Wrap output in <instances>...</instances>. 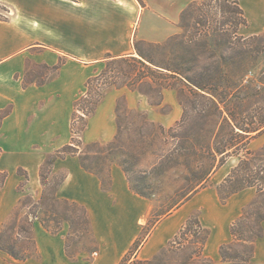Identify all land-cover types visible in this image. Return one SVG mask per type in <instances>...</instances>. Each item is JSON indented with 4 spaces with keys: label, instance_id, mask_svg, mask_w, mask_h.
<instances>
[{
    "label": "crops",
    "instance_id": "0c3cea01",
    "mask_svg": "<svg viewBox=\"0 0 264 264\" xmlns=\"http://www.w3.org/2000/svg\"><path fill=\"white\" fill-rule=\"evenodd\" d=\"M193 1L198 0H142L143 4L138 0H0L12 15L8 21H0V111L10 104L13 107L0 124V145L10 146L3 151L0 148V170L10 177L24 169L29 179L41 186L40 171L46 156L71 143L74 95L62 91L61 96H55L60 99L61 111L50 108L54 112L46 115L43 124L22 102L23 96L33 92L32 86H23L20 77L29 55L48 65L58 64L67 55L90 65L104 63L108 56H130L135 53V41L163 44L178 36L181 14ZM238 1L252 33L263 32L264 0ZM67 66L65 63L62 70ZM95 75L93 69L89 77ZM52 86L44 87L50 92ZM132 94L124 89L106 92L81 135L85 145H107L115 140L118 100L126 96L129 104L135 105ZM163 95L162 106H151L145 101L135 106L151 123L171 127L182 119L183 105L177 89L165 90ZM166 106L170 111L165 114L162 109ZM21 113L22 127L16 124ZM7 134H11L9 143L5 140ZM256 142L264 147V133L250 145ZM233 168L222 166L210 177L209 187L196 192L185 206L161 220L141 248L139 258L148 260L157 255L185 224L190 210L197 208L203 225L211 233L205 255L213 264H232L221 259L219 249L232 242V223L257 195L254 188H246L226 203L221 202L216 187ZM54 171L67 175L57 192L58 198L78 203L88 211L93 235L101 246L97 264H119L143 231L151 212L150 201L133 191L127 173L117 163L108 164L106 173L97 175L84 170L78 156H68L55 163ZM65 233L52 234L35 222L33 235L39 258L24 262L6 258L15 264H69ZM0 264L9 263L0 258ZM251 264H264V237L256 242Z\"/></svg>",
    "mask_w": 264,
    "mask_h": 264
},
{
    "label": "rangeland",
    "instance_id": "374dc122",
    "mask_svg": "<svg viewBox=\"0 0 264 264\" xmlns=\"http://www.w3.org/2000/svg\"><path fill=\"white\" fill-rule=\"evenodd\" d=\"M138 1L143 4L142 0ZM215 3L213 2L214 5ZM190 14L186 16L185 21L179 22L181 33L174 36L178 37L174 48L171 49L169 46L150 48L143 44L146 42L135 41V53L130 56L140 59L136 50L138 46L142 53L156 65L164 68L176 67L184 75L198 78L199 73L207 71L218 80L220 73L228 74L234 80V84L230 88L223 84L218 92H214L222 102V111H218L208 99L201 98L192 92L181 78L169 79L175 83V89L179 91L184 111L183 117L171 127L153 124L148 116L139 111L135 105L137 102L145 101L151 106H157L152 104L157 101L156 84L147 81V84L139 86L138 90L123 87L126 82L133 83L131 82L133 78L131 76L127 78L126 73L132 72L134 77L136 72L130 66H123L122 71L118 70L116 66H109L104 80L113 82L122 88L108 89L106 92L121 89L130 91L133 93L135 105L129 104L126 96H121L118 100L120 113L116 112V117L120 131L117 135L118 138L116 136L117 141L114 140L115 143L110 148L113 152H108L109 144L103 145L104 148L83 145L81 150L83 153L89 154L86 164L99 174L106 173L108 164H119L127 173L133 191L148 197L151 212L144 222L145 234L157 222L173 215L185 206L186 199L195 190L209 187L210 177L222 166L226 169L236 168L241 160L250 157L242 145L238 150H231L224 164L219 166L222 155L215 152L216 148H223L231 142H240V139L232 132L228 111L237 115L247 111H256V115L264 113V31L254 34L250 27H240L236 35L239 38H234V20L229 22L230 15L224 11L220 12L219 7L212 10L203 6L200 10H196L194 15H197L196 19L200 21V25ZM11 17L10 10L0 3V21H8ZM207 20H209L208 23ZM253 35H258L259 38H250ZM240 37L245 38L246 41L240 40L242 39ZM35 52L40 53V51ZM84 62L82 59L67 55L58 64L48 65L36 62L29 55L25 70L20 77L23 86H32L33 92L21 99L30 107V112L37 117L39 123H44L43 120L46 119L48 113L61 111L60 99L55 96H61L62 91H65L64 94L68 96L74 95L72 98L75 110V102L86 94L85 84L90 78V74L93 73V69L96 71V75L106 69L105 60L104 63L100 61L91 65ZM65 63L68 66L63 71ZM189 68L192 72H188ZM106 81L100 78V81L93 84L92 97L84 98L77 103L79 111L76 116L81 117L84 115L83 109L87 111L92 108L91 103L97 99L95 89ZM133 81L137 84L135 79ZM47 85H53L50 92L45 90L44 86ZM105 88L106 86L103 85L102 90ZM147 94L154 95V99L148 98ZM199 94L203 93L199 92ZM206 96L211 97L210 94H206ZM162 105L163 101L159 106ZM5 109L4 112L11 113L13 107L10 104ZM169 111L168 106L162 109L165 114ZM136 115L138 117L134 118ZM23 116L24 114H19L16 121V124L21 127L23 126ZM27 116L29 117V114ZM144 117L147 122H144ZM148 122L150 124L145 125ZM76 123L79 122L76 121ZM12 125L15 126V122ZM10 135L7 134L5 139L8 143L11 141ZM258 145L259 143L256 142L249 144L247 148L250 152H256L261 149V146ZM5 147L10 146L0 145L2 151ZM99 152H105V155ZM49 154H54V152ZM258 163L252 162L251 167L240 169L234 180L226 185V190L237 185V181L247 173L258 175L261 170V164ZM55 183V179H51L47 186L43 187L34 180L27 181L17 172V174L8 177L5 187L0 192V231L2 228L4 229L5 245H13L15 253L21 257L30 256V259L34 260L39 258L34 235L24 232L22 227L26 225V215L30 212L43 218L44 207L42 205L29 207L30 202L26 201L21 204L19 200L26 196H33L38 201L43 194L51 195L49 189H53ZM20 184L25 185L22 192L19 191ZM257 184L263 185L264 188V180L259 177ZM254 189L256 190L257 187ZM37 193L39 194L37 195ZM256 194H258L257 191ZM188 209H191V206ZM194 212L200 214L201 211L192 208L189 215ZM8 221L9 223L4 226ZM11 223H13L12 227H9ZM49 224L52 228L59 229V232H66L65 252L69 264L98 263L101 246L95 237L94 240L88 236L79 237V234H76V229L70 227L63 220L59 223L51 222ZM27 237H32L34 240L27 239ZM8 256L7 253L0 250V258L3 262L15 264L12 259L6 258Z\"/></svg>",
    "mask_w": 264,
    "mask_h": 264
},
{
    "label": "trees",
    "instance_id": "16d2710c",
    "mask_svg": "<svg viewBox=\"0 0 264 264\" xmlns=\"http://www.w3.org/2000/svg\"><path fill=\"white\" fill-rule=\"evenodd\" d=\"M213 2H216L215 5L213 4ZM203 6H205L206 8L208 7L212 10L219 7L220 12L224 11L225 13H228L230 15L229 22L234 20L235 25L234 38H239L236 37V35L240 27H248L249 25L245 16V12L238 0L193 1L181 14L180 21H185L186 16L191 13L190 15H192V17L196 20V23L200 25V21L196 19L197 15L194 14L196 13V10H200ZM208 22L209 20H207V23ZM250 38L255 39L259 38V36L253 35ZM177 40L178 37H173L169 40V42L163 45L150 43L143 44L150 48H165L169 46L172 49L174 48L173 46L176 45L175 42ZM240 40L246 41L245 38H242ZM136 50L137 54L140 56V59L133 56L118 58L108 56L105 59L106 69L102 70L100 73L93 77H90L87 80L85 84L86 94L75 102V112L73 114L71 123V143L56 151L54 154L47 155L41 167L40 179L41 185L43 187L47 186L51 179H55L56 181L54 188L49 189L51 191V195L43 194L41 199H39L38 201H36L33 196H26L20 201L21 204L25 203L26 201L28 203L30 202L31 204H29V207L39 205H42L44 207L43 218L32 212L26 215V225L22 227V230L24 232H28L29 235H33V225L35 221H38L50 233L58 234L60 230L57 228H52L49 223H59L61 220H63L64 222L68 223L70 227L76 229V234H79V237L85 238L88 236L94 240L93 230L86 208L82 205H79L78 203L58 198L57 192L60 186L65 181L67 175L64 173H56L54 171V166L58 160L65 159L68 156H78L80 164L84 170L99 175L96 170L86 164V161L89 159L87 158L89 154L83 153L81 151L82 147L85 146V144L81 140V135L86 130L90 117L93 116V114L96 112V109L100 102L103 100L106 91L108 89L119 88L115 83H110L104 80L109 66H116V68L121 71L123 70V66H130L136 72L134 77L132 72L126 73V75L127 78L131 76L133 79H135V82H137V84H135L132 79L131 82L133 83L130 84L126 82L123 87H127L132 90H138V87L143 84H147V81L156 84L157 101L152 102L153 105H161L163 101V92L165 90L176 88L175 83H172L171 81H169V79L176 80L181 78L191 88L192 92H195V94L201 96V98L208 99L210 102H212V104L216 106V109L218 111H222V102L214 92H218L219 88H222L223 84H226L228 88H230V86L234 84V80L228 74L220 73V76L217 80L212 77V75H210L207 71H203L199 73L198 78H194L189 75L182 74L181 71L176 67H160L156 65L150 58H147L138 46L136 47ZM188 72H192L190 68L188 69ZM100 78L106 82L101 83L95 89V96H97V99L95 100V102L91 103L92 108L87 111L83 109L82 111L84 112V115H82L81 117L76 116L77 112L79 111L77 109V103L84 98L86 99L92 97V94L94 93V91L92 90L93 84L96 81H100ZM103 85L106 86V88L102 90ZM197 91L203 94H199V92ZM206 94H210L211 97H207ZM147 97H151L152 99H154V95L147 94ZM116 112L117 114L120 113L119 102L117 103ZM255 113L256 111H247L245 113L237 115L232 111H228V116L231 120L230 125L232 127V132L234 133V135H236V137H238V139H240V142H231L225 145L223 148H216L215 150V152L222 155L219 166H222L224 164L226 157L227 155H229L231 150H238L242 145L244 151H246L250 156L248 159L241 160L239 165L231 170L225 181L216 187L221 202L226 203L232 195L246 188L257 187L256 191L258 193L256 198L244 208L242 215L232 223L230 227L232 242L223 244L220 247L219 252L221 259L232 264H251L252 259L255 256L256 242L262 239L264 236V188L263 185L257 184L258 177L259 179L264 180V147L256 152H250L247 148L252 140L256 139L264 133V113H259L257 115ZM8 115L9 113L0 111V124ZM137 117L138 115L134 116V118ZM143 119L145 120L144 122H147V119H145V117ZM76 121H78L79 123H76ZM148 124L150 123H145V125ZM119 131L120 128L118 127V132ZM117 138L115 139V141H117ZM115 141L108 145V152H113L112 150H110V148L115 143ZM89 146L104 148L103 145L99 143L89 144L88 147ZM99 153L105 155V152ZM252 162H260L258 164H261V170L259 171L258 175L254 176L250 173H247L245 174V176H243L242 179L237 181V185L233 186V188L229 190H226V185L234 180L236 174L240 171V169H242L243 167H251ZM18 174L19 176L24 177L27 181L30 180L29 174L24 169L20 168L18 170ZM7 178V172L0 170V192L5 187ZM205 182H207V180H205ZM24 186L25 185L20 184L19 188H21L19 189V191L22 192L24 190ZM198 190L199 189L195 190L194 193H192L186 199L185 203L188 202L191 197L196 192H198ZM135 193L148 199L146 195L140 192L135 191ZM8 223L9 221L6 222L4 226H6V224ZM158 223L159 222H157L155 226L146 234L143 229L141 235L133 244L131 250L122 258L119 264H213V260L205 255V250L208 245L211 233L210 230L203 225L199 212H194L189 215L185 224L181 227L178 233L157 255L148 260L139 258V252L141 248L145 245L149 235ZM12 224L13 223H11L9 227H12ZM27 239L34 240L32 237H27ZM0 250L7 253L10 257L19 262H24L30 259V256L21 257L17 253H15L13 245H5L3 228L0 231Z\"/></svg>",
    "mask_w": 264,
    "mask_h": 264
},
{
    "label": "built area",
    "instance_id": "2783aa9c",
    "mask_svg": "<svg viewBox=\"0 0 264 264\" xmlns=\"http://www.w3.org/2000/svg\"><path fill=\"white\" fill-rule=\"evenodd\" d=\"M97 255V253H95Z\"/></svg>",
    "mask_w": 264,
    "mask_h": 264
}]
</instances>
